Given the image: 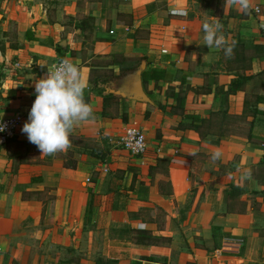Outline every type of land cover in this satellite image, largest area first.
Masks as SVG:
<instances>
[{"label": "crops", "instance_id": "0c3cea01", "mask_svg": "<svg viewBox=\"0 0 264 264\" xmlns=\"http://www.w3.org/2000/svg\"><path fill=\"white\" fill-rule=\"evenodd\" d=\"M0 14V119L24 116L0 145V264H68L69 246L89 248L82 264L92 263L106 228L174 239L162 263L155 243L136 245L123 264H264V115L202 138L191 118L160 107L175 102L166 95L175 85L188 112L243 113L264 84V0H0ZM64 58L74 65L59 82L52 66ZM149 65L175 81L145 84ZM110 94L119 104H105ZM133 123L148 139L143 156L120 144ZM163 155L167 173L151 174ZM155 206L172 213L170 234L140 216ZM229 237L243 248L216 255Z\"/></svg>", "mask_w": 264, "mask_h": 264}, {"label": "trees", "instance_id": "16d2710c", "mask_svg": "<svg viewBox=\"0 0 264 264\" xmlns=\"http://www.w3.org/2000/svg\"><path fill=\"white\" fill-rule=\"evenodd\" d=\"M264 48V46H261ZM143 81L145 84H148L150 81L154 80L156 82H168L173 83L175 81V76L173 77L170 75L167 70L163 67H158L155 65H149L144 71H143ZM244 80H247V77L240 78V81L243 82ZM186 79L183 78V83H186ZM262 92H260L256 98H246L244 103V110L241 115L236 114H230L227 109L220 110V111H213L209 117L201 116L198 112H188L185 108V102H186V95L182 87L179 91L176 90L175 85H169L166 89V95L168 98L174 99V103L170 104V109H167V105L161 104L160 107L167 113L171 115H183L186 118H191L192 123L190 126L195 129L202 138H205L206 136L210 134L222 136V135H230L234 134L235 132H242L244 126L248 122V117L252 116L253 120L251 123L253 124L255 122V119L258 115H264V107L259 106L260 103L264 101V84L262 86ZM193 88L188 83L187 90H192ZM231 90H234V87L231 88ZM74 98H69V101L72 104H75L77 102V98L82 94V88H75L73 90ZM105 104L111 100L113 102H116L119 104V98L113 94L105 96ZM106 105L104 106L103 111L101 112V115H107L108 112L105 109ZM151 109H149L146 112V116L150 115ZM122 118L125 122H129L128 117L126 114L122 115ZM88 141V140H86ZM94 153V152H93ZM171 159L169 156L163 155L158 156L156 164L151 166L150 172L151 174L155 173H161L166 174L168 171V165L170 163ZM234 187V186H233ZM160 189L164 194L170 195L172 193V185L171 182L168 180H162L160 184ZM94 202V194H92L90 204H93ZM132 231L137 234V240L139 244L142 247H149L150 245H154L157 243L158 239L164 238L166 236L163 235H155L153 234V231L150 229H141V228H133ZM156 237V238H154ZM100 263V262H99Z\"/></svg>", "mask_w": 264, "mask_h": 264}, {"label": "rangeland", "instance_id": "374dc122", "mask_svg": "<svg viewBox=\"0 0 264 264\" xmlns=\"http://www.w3.org/2000/svg\"><path fill=\"white\" fill-rule=\"evenodd\" d=\"M133 155V154H132ZM94 202H97L99 199L94 196ZM140 216L144 220H150V219H156L159 222L160 227L162 226L164 230H166V234H170L172 231L171 227V220L172 216L169 212L170 217H166V213L160 210L159 208L152 207V208H143L141 211H139ZM158 236V234H156ZM114 237V238H110ZM156 238V237H154ZM102 243L98 244L97 248L96 246L93 248V256L94 258H89L90 262L89 264H123L121 261L123 259H133L131 255L133 254V248L136 245H140L137 240V234H132L130 231H125L123 228L114 229L110 228L105 230V232H100L99 238ZM156 249L155 251H152V254H155L157 256V261L162 263L165 260V257H169L170 254L175 251V245L173 244V237H164L159 238L157 240ZM41 244H37L35 247L36 250L39 252L43 251V247L40 246ZM86 246V244H85ZM88 248V246H86ZM73 249V251H72ZM132 249V250H131ZM52 251L57 252L56 249L51 248ZM76 248L74 246L68 247L67 256H65V262L68 264H82V258L87 259V254L89 253L88 248L83 249L82 251H78L79 254L75 253ZM79 250V249H78ZM174 254V253H173ZM128 255V256H127ZM145 256V255H142ZM32 259H29L28 264H32ZM50 264L54 263L52 260L49 261ZM94 262V263H93ZM100 262V263H99ZM84 264H87L84 262ZM126 264H132V263H126Z\"/></svg>", "mask_w": 264, "mask_h": 264}, {"label": "built area", "instance_id": "2783aa9c", "mask_svg": "<svg viewBox=\"0 0 264 264\" xmlns=\"http://www.w3.org/2000/svg\"><path fill=\"white\" fill-rule=\"evenodd\" d=\"M256 12L260 11V6H255ZM170 14H186L184 9H171ZM165 51V50H164ZM70 58H64L52 66V74L56 81H64L69 77L73 67ZM24 122L22 114L9 115L0 119V145H4L9 139L16 136L18 129ZM120 144L134 156H143L149 149L147 136L143 129L136 123L128 124L125 133L120 139ZM244 239L240 237H229L224 240L222 245L215 249L216 255H223L226 252L238 253L244 245Z\"/></svg>", "mask_w": 264, "mask_h": 264}, {"label": "water", "instance_id": "95a60500", "mask_svg": "<svg viewBox=\"0 0 264 264\" xmlns=\"http://www.w3.org/2000/svg\"><path fill=\"white\" fill-rule=\"evenodd\" d=\"M1 17H2V15L0 14V20H1Z\"/></svg>", "mask_w": 264, "mask_h": 264}]
</instances>
